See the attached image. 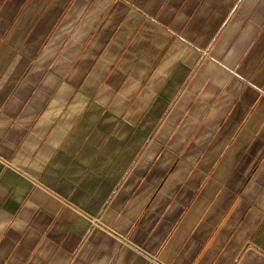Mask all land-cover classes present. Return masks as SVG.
I'll use <instances>...</instances> for the list:
<instances>
[{
	"label": "crops",
	"instance_id": "obj_1",
	"mask_svg": "<svg viewBox=\"0 0 264 264\" xmlns=\"http://www.w3.org/2000/svg\"><path fill=\"white\" fill-rule=\"evenodd\" d=\"M0 264H264V0H0Z\"/></svg>",
	"mask_w": 264,
	"mask_h": 264
}]
</instances>
